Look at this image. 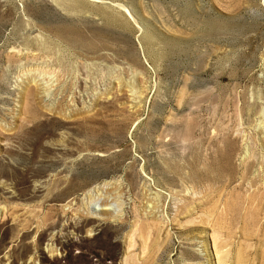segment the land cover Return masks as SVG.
Masks as SVG:
<instances>
[{
	"label": "rangeland",
	"instance_id": "obj_1",
	"mask_svg": "<svg viewBox=\"0 0 264 264\" xmlns=\"http://www.w3.org/2000/svg\"><path fill=\"white\" fill-rule=\"evenodd\" d=\"M0 264H264V0H0Z\"/></svg>",
	"mask_w": 264,
	"mask_h": 264
},
{
	"label": "bare ground",
	"instance_id": "obj_2",
	"mask_svg": "<svg viewBox=\"0 0 264 264\" xmlns=\"http://www.w3.org/2000/svg\"><path fill=\"white\" fill-rule=\"evenodd\" d=\"M220 262V261H219Z\"/></svg>",
	"mask_w": 264,
	"mask_h": 264
}]
</instances>
